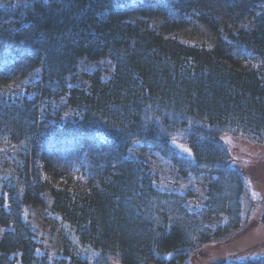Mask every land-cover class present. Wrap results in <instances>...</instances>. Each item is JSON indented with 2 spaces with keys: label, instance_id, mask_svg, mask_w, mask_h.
I'll list each match as a JSON object with an SVG mask.
<instances>
[{
  "label": "trees",
  "instance_id": "1",
  "mask_svg": "<svg viewBox=\"0 0 264 264\" xmlns=\"http://www.w3.org/2000/svg\"><path fill=\"white\" fill-rule=\"evenodd\" d=\"M204 17L179 0H0L11 36L0 64L25 58L40 69L22 74L18 94H0L11 162L0 179V264H193L237 234L248 220L244 182L222 137L264 143V12L251 26ZM100 60L108 68L80 72ZM53 99L67 103L68 118L44 111ZM138 144L180 174L213 175L199 210L130 157ZM80 165L78 190L64 181ZM45 190L46 215L80 257L51 252L28 221ZM216 264H264V253Z\"/></svg>",
  "mask_w": 264,
  "mask_h": 264
},
{
  "label": "rangeland",
  "instance_id": "2",
  "mask_svg": "<svg viewBox=\"0 0 264 264\" xmlns=\"http://www.w3.org/2000/svg\"><path fill=\"white\" fill-rule=\"evenodd\" d=\"M188 4L192 9L205 13L207 24L213 20L219 24L224 21L233 20L244 26H251L255 19L264 12V0H179ZM10 34L0 29V42L10 39ZM6 40V41H5ZM8 46V42L6 43ZM15 63L18 67L14 71ZM28 60L25 58L12 59L9 62L0 64V73H11L12 80L0 86V94L16 95L20 92V87L24 83L23 76L37 77L40 69L35 66L27 68ZM35 67V68H34ZM108 68L104 60L95 64L83 63L80 72L88 73L94 69ZM109 74V72L107 73ZM82 79V77H81ZM80 79V80H81ZM15 93V94H14ZM47 112H58L61 118H68L72 113L70 107L62 99H53L46 104ZM42 109V108H41ZM224 145L228 149L231 158V166L235 167L243 176V192L240 203L243 213L247 214L248 220L241 226L237 234L226 242H213L206 247V253L193 258V264H216L222 260H242L249 257H257L264 253V221H259V217L264 213V143L248 142L239 137L225 135L222 137ZM6 137L0 136V179L10 173V156L6 153L4 143ZM180 145V143H175ZM12 146V144H11ZM184 148L188 146L182 144ZM14 147V146H13ZM190 149V148H189ZM178 152L185 157H192L190 154ZM191 150V149H190ZM130 157L143 160L152 171L158 174L160 184L165 191H175L187 196L185 206L189 211H197L201 208L209 182L213 175L201 173L198 177L180 174L175 167L164 162L159 154L150 149L141 148L140 144L132 146L129 150ZM86 171L83 165L75 168L74 177L71 181L65 180L74 189H82ZM49 192L45 190L40 193L39 200L33 205L27 206V219L31 226L37 230L42 242L51 252H69L74 257H80L78 250L69 244L58 232V225L53 219L46 215L44 202L48 203ZM224 214L212 216L210 222L219 224L225 221ZM245 219V218H244ZM6 227L0 223V237ZM149 264H155L149 262Z\"/></svg>",
  "mask_w": 264,
  "mask_h": 264
},
{
  "label": "snow or ice",
  "instance_id": "3",
  "mask_svg": "<svg viewBox=\"0 0 264 264\" xmlns=\"http://www.w3.org/2000/svg\"><path fill=\"white\" fill-rule=\"evenodd\" d=\"M176 147H177L178 149H180V151L186 152V153H188V154H190V152H191V150H190L189 148H184V147H182L181 145H176Z\"/></svg>",
  "mask_w": 264,
  "mask_h": 264
}]
</instances>
